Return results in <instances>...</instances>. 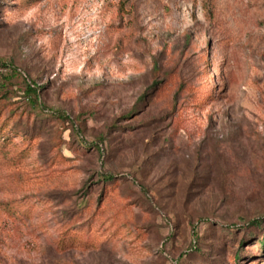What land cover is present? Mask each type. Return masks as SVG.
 Listing matches in <instances>:
<instances>
[{
    "label": "rangeland",
    "instance_id": "obj_1",
    "mask_svg": "<svg viewBox=\"0 0 264 264\" xmlns=\"http://www.w3.org/2000/svg\"><path fill=\"white\" fill-rule=\"evenodd\" d=\"M0 62V264H264V0H0Z\"/></svg>",
    "mask_w": 264,
    "mask_h": 264
},
{
    "label": "trees",
    "instance_id": "obj_2",
    "mask_svg": "<svg viewBox=\"0 0 264 264\" xmlns=\"http://www.w3.org/2000/svg\"><path fill=\"white\" fill-rule=\"evenodd\" d=\"M0 68L1 69H5L7 72H9V77H18L22 83H23V94L25 95L26 99L29 101V103L32 105V107L34 109H37L39 113L41 114H47V112L43 109V105L41 104V102L39 101V96L37 91L41 88L40 86L36 85L33 81L29 80L23 73H21L16 67L12 66L9 63H5V62H0ZM57 118L67 122L68 124L71 125L72 130H74L75 126L73 125L76 121H73V119H71L67 114L65 115L64 113H60L58 112L56 115ZM76 124V123H75ZM95 145H97L95 148L96 150L99 151V147H100V143H96ZM99 146V147H98ZM100 179L102 181V190H101V195H100V199H97L96 201L93 200V196L92 193L88 192L85 195L86 198L82 199L81 202H79V206H78V210L76 211V213L74 212L71 216H69L68 218V222H79L81 220H83V224L81 225V229H82V233L81 236L88 238L89 235L92 236L95 234V232L97 230L93 229L94 223L99 222V227H102L105 222L107 221V218L109 223L107 224V226L105 227H109V224H111L112 220H110V218L114 217V213H109L104 205L102 204L106 199H107V195L110 194L109 192V187L114 185V182L116 181V179L114 178V176L112 174L106 173L103 176H100ZM102 199V200H101ZM93 204L95 205L93 207ZM125 206V205H124ZM105 215H107L105 217ZM104 218V219H101ZM81 219V220H80ZM97 219H99L100 221H97ZM261 223L260 219H255V221L253 222V225H255V227L259 226V224ZM112 225H110L111 228ZM72 228V227H71ZM75 229L76 228H72ZM88 240V239H86ZM63 241H61L62 243ZM261 244L264 243V235L260 241ZM196 248V240H192L191 242V246L189 251H192L193 249ZM67 249V248H66ZM176 264V262H175Z\"/></svg>",
    "mask_w": 264,
    "mask_h": 264
}]
</instances>
